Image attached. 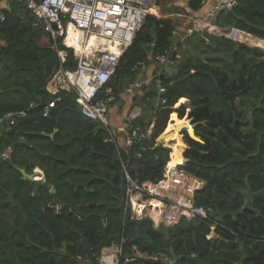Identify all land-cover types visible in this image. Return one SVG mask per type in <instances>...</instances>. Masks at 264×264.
<instances>
[{"label": "trees", "instance_id": "trees-1", "mask_svg": "<svg viewBox=\"0 0 264 264\" xmlns=\"http://www.w3.org/2000/svg\"><path fill=\"white\" fill-rule=\"evenodd\" d=\"M156 5L182 11L174 0H157ZM190 6L199 10L203 0H192ZM6 14L8 20L0 28V121L9 114L26 115L14 125L8 121L0 126V157L10 151L9 162L0 166V264H98L102 250L114 245L123 249L121 264H165V256L173 264H264V195L252 201L261 217L253 211L226 216L209 239V220L168 228L132 220L125 211L123 169L124 161L135 178L162 180L171 151L158 143L167 135L170 116L177 113L180 131L186 128L192 136L194 129L198 138L184 134V169L205 182L196 205L222 214L241 210L246 198L239 192L247 191L248 177L254 193L264 189L263 49L209 34L181 42L172 36L171 19L148 16L107 86L116 98L135 77L138 62L154 64L166 49L178 46L181 53L184 43L190 47L181 53L175 75L162 71L158 78L167 85L166 107L154 108L147 101L154 97L156 84L148 87L144 106L151 105L154 113L139 123L147 127L156 120L155 133L125 155L108 141L103 126L82 115L67 88L44 116L49 104L44 88L59 65L55 42L36 26L24 5L13 1ZM215 25L264 40V0H238ZM57 46L65 49L61 40ZM76 67L70 50L66 68ZM173 162L181 164L182 154ZM37 168L54 192L41 187L36 193L34 183L20 172L33 174ZM192 257L199 261L183 260Z\"/></svg>", "mask_w": 264, "mask_h": 264}, {"label": "built area", "instance_id": "built-area-1", "mask_svg": "<svg viewBox=\"0 0 264 264\" xmlns=\"http://www.w3.org/2000/svg\"><path fill=\"white\" fill-rule=\"evenodd\" d=\"M26 8L36 22L41 24L55 42L59 59V71L51 82L57 96L44 108V116L48 117L52 108L62 100L64 88L73 92L82 115L98 122L108 133V141L116 144L125 155L130 154L132 146L142 144L154 134L155 120L144 127L138 120L136 111L125 115L116 126L110 117V107L116 102L113 89L107 86L118 74L121 59L133 44L135 37L141 31L148 16L155 14L157 0H14ZM183 5H189L192 0H181ZM204 1V0H203ZM238 0H218L206 14L191 26L176 29L172 36L185 42L195 34L208 33L222 37L225 32L216 25H211L223 12L236 8ZM8 16L4 7H0V28L7 22ZM71 30L82 36V47L76 46L71 40ZM73 39V38H72ZM62 41L65 49L57 46ZM71 42V44L68 43ZM178 46H173L159 53L154 64L160 67L166 75H175L182 56ZM69 49L74 52L77 67L74 70L66 68L69 59ZM151 64L147 61L138 62L134 68V78L126 87L128 95L142 91L146 83L144 78ZM167 85L157 81L155 96L148 98L154 103V108H164L167 99L163 98ZM103 93V94H101ZM32 106V105H31ZM25 112L9 114L11 125L16 119L25 117ZM172 122V119H170ZM173 150L174 141L166 139L158 143ZM9 153L3 155L9 157ZM140 157V154H138ZM171 160L172 153L170 155ZM183 158V151H182ZM185 162V160H184ZM126 179L125 211L130 213L132 220H151L154 227H174L183 221L204 219L212 222L209 239L215 236L219 221L214 217L213 207L196 205V194L205 186V182L181 169L180 165L172 166L170 162L160 181H141L128 171L123 161ZM44 179V178H42ZM123 249L121 246L104 248L97 259L98 264H121ZM165 264H173L168 256L162 257ZM159 260V258H154ZM134 261V260H126Z\"/></svg>", "mask_w": 264, "mask_h": 264}, {"label": "crops", "instance_id": "crops-1", "mask_svg": "<svg viewBox=\"0 0 264 264\" xmlns=\"http://www.w3.org/2000/svg\"><path fill=\"white\" fill-rule=\"evenodd\" d=\"M13 1L14 0H11V2H13ZM217 1L218 0H204L203 1V7L201 9H199V10H194L191 6L189 7V5H183L181 0H174V5L176 6V8L182 10L180 13H174V12H172L170 10H167V9H169L168 5L160 6V7H162V9L157 6L156 7L157 11L154 8V13H156L155 16L158 17V18L171 19L174 22V24H175V30L176 29L180 30L184 26H187V25L191 26L197 20H201V19L205 18L206 14L209 12V10H211L212 6ZM11 2H8L7 0H0V7H4V9L7 12V11L10 10ZM160 13L163 14V17L158 16V15H160ZM34 22H35L36 26L40 27L45 33L48 34V32L45 30V28L41 24H39L35 20H34ZM211 25H215V22H211ZM42 42H44V44H45L46 43V38H43ZM160 71L161 70L158 69V66L156 64H151V67L148 70V72H147V74H146V76L144 78V81L146 83V87L152 86V84H154V85L156 84L155 85V89H156L157 81H158V78L160 76ZM47 91L50 94H54L55 93L56 90L52 86V83H48ZM134 98H135V94L134 95H128V94L122 95V100L125 101V102L124 103L123 102L122 103H114V105H112L110 107V117H111V120H112L113 124H115L116 126L120 125L123 117L126 114H128L129 110L131 109L130 107L137 104L136 100L134 101ZM143 104H144V101H142V106L141 107L138 106L136 108V111L139 110V109L141 111V109H142L143 119H147L148 120L150 112H148L147 109L144 112L145 106ZM18 119L19 120H23L24 118L19 117V118L16 119V121ZM177 127H178V125L175 126V128H177ZM179 154H181V149L178 150V149L173 148L172 157H175V156H177ZM35 171L39 173V179H40L41 176H42L41 178H44V173L42 172V170L37 168V169H35ZM43 180H45V179H43ZM52 190H51V192H52Z\"/></svg>", "mask_w": 264, "mask_h": 264}, {"label": "water", "instance_id": "water-1", "mask_svg": "<svg viewBox=\"0 0 264 264\" xmlns=\"http://www.w3.org/2000/svg\"><path fill=\"white\" fill-rule=\"evenodd\" d=\"M8 2H11V0H7ZM235 32H239V31H236ZM255 48H260L262 49L261 47H255ZM59 71V66H57V68L55 69L52 77L50 78L49 80V83L53 81L54 77L56 76V74L58 73ZM44 91L46 92V94L49 96V102H51L53 99H55L57 96L56 95H53V94H50L48 91H47V87L44 88ZM67 94V92L63 91L61 94H59L58 96H65ZM46 107V105L44 106V108ZM10 120L9 117L5 118L4 120H1L0 121V126L2 123L4 122H8ZM183 132H187L189 134V131L186 129V128H183L180 133H183ZM193 132H194V135L191 136V134H189L190 137H192L193 139H196L198 140L196 134H195V131L193 129ZM9 162V159L8 158H3V157H0V166L4 163H7ZM20 172L22 173V175L24 176L25 179L29 180V181H32L36 187V193L38 191L39 188L41 187H44L46 189H51L50 186H48L45 182V180L43 179H39V173L38 172H34L33 174H29L27 173V171L25 169H20ZM246 187H247V191L246 192H239L241 193L245 198H246V203L245 205L241 208V210H239L238 212L236 213H229V214H222L219 210H216L215 212V215L214 216H217L219 218V221L222 222L224 220V218L226 216H231L233 218H236L238 215L242 214L243 212L245 211H253L257 214V216L261 217V213L257 210H254L252 208V201L254 198L256 197H260V196H263L264 195V189L260 192H257V193H254L251 188H250V184H249V177L246 179ZM52 190V189H51ZM52 192H54L52 190ZM79 237L81 238V240L83 241L84 244L87 245V242L85 241V239L83 238V236L79 235ZM183 260H191V261H199V257H192V258H183Z\"/></svg>", "mask_w": 264, "mask_h": 264}, {"label": "rangeland", "instance_id": "rangeland-1", "mask_svg": "<svg viewBox=\"0 0 264 264\" xmlns=\"http://www.w3.org/2000/svg\"><path fill=\"white\" fill-rule=\"evenodd\" d=\"M158 7H160V6H158ZM161 9H162V7H160ZM156 11H157V9H156ZM155 11V12H156ZM154 14H156V13H154ZM158 16H161V17H163V14H161L160 13V15H158ZM240 34H242V33H239V35L238 36H236V35H234L235 36V38L234 37H232V36H230L229 34H226L228 37H229V39H231L232 41H234L235 43H237V44H245V45H247V46H250V47H256V46H253L252 44H249V43H246V42H243L242 41V39L239 37L240 36ZM244 34V33H243ZM190 47V45L188 44V43H184L183 44V49L181 50V53L183 54V56H184V52H185V50L186 49H188ZM262 49H264V48H262ZM126 87H127V84H125L124 86H123V91H122V93H120L119 94V96H117V98H116V102L115 103H124L125 101H123L122 100V95H125V94H127L126 93ZM147 89H148V87H146L145 86V88L142 90V91H139V92H136L137 93V95L135 96V98H134V101L136 100V105H134V106H131L130 108V110H129V114L131 113V112H133V111H136V108L139 106V107H141L142 106V101L144 100L143 99V97H144V94L146 93V91H147ZM115 94V93H114ZM149 104V103H148ZM150 104H152V102H150ZM144 105V104H143ZM145 106L146 107H151V105H146L145 104ZM137 113H139V115H140V118H143V115H142V109H141V111H140V109L139 110H137L136 111ZM149 116H150V114H149ZM177 116H178V114H177ZM139 118V119H140ZM178 118H179V116H178ZM179 121H181L180 119H178ZM184 120V119H183ZM171 120H169V124L168 125H171L172 124V122H170ZM185 121V120H184ZM138 123H139V120H138ZM179 130H180V128H179ZM166 132H167V134L170 132V127L168 126V128H167V130H166ZM154 133H155V131H154ZM181 136L183 135V133L182 134H180ZM152 137H153V135H152ZM152 137L150 138V139H148L149 141L152 139ZM180 137L179 136H177L176 137V139H179ZM148 140H146V141H148ZM180 141V145H176L177 147L175 148V149H181V153H182V151H183V157H185V153H186V150L188 149V146H187V144H186V142H185V140H184V138H183V140H179ZM187 146V147H186ZM133 147V146H132ZM187 161V160H186ZM182 163H184V164H186L185 162H184V160H182ZM42 177V176H41Z\"/></svg>", "mask_w": 264, "mask_h": 264}, {"label": "bare ground", "instance_id": "bare-ground-1", "mask_svg": "<svg viewBox=\"0 0 264 264\" xmlns=\"http://www.w3.org/2000/svg\"><path fill=\"white\" fill-rule=\"evenodd\" d=\"M152 12L154 13V8H153ZM238 35H239V33L236 34V36H238ZM239 37L242 39L243 42L252 44L253 46L264 48V41L263 40L254 38V37H252L250 35L243 34V33L240 34ZM70 38H71V40H74L76 46H78L79 48L82 47V44H81L82 43V36L80 34L74 33L71 30V37ZM68 43L71 44L70 41H68ZM178 119L179 118H178L177 115H173V117H172L173 125L169 126L170 127V132L166 135L167 136L166 137V140H167L166 142L167 143L171 142V141L175 142V145L173 146V148H176L177 147L176 145H180V141L179 140H182V136L180 135V130H179V128H181V121H179ZM177 122H178V127L175 128ZM176 136H179L180 138L176 139ZM172 158H174V157H172ZM170 164L172 166L179 165V164H174L173 159L171 160Z\"/></svg>", "mask_w": 264, "mask_h": 264}, {"label": "clouds", "instance_id": "clouds-1", "mask_svg": "<svg viewBox=\"0 0 264 264\" xmlns=\"http://www.w3.org/2000/svg\"><path fill=\"white\" fill-rule=\"evenodd\" d=\"M215 22V21H214ZM219 28V27H218ZM220 29V28H219ZM222 30V29H221ZM235 30L236 29H233V30H231V31H227V30H222L223 32H225L226 34H229L230 36H232V37H234V35H236L237 34V32H235ZM236 31H239V30H236ZM238 33H244V32H241V31H239ZM205 34H208V33H204L203 35H205ZM244 34H246V33H244ZM202 35V34H201ZM248 35V34H247ZM210 36H212V35H210ZM251 36V35H250ZM213 37H216V36H213ZM222 37H226V38H228L229 39V37L228 36H222ZM235 38V37H234ZM231 40V39H230ZM264 41V40H263ZM257 47V46H256ZM54 49L56 50V48H55V45H54ZM70 50H72V49H69V51ZM264 50V49H263ZM57 51V50H56ZM73 51V50H72ZM73 54H74V52H73ZM58 56V55H57ZM59 60V59H58ZM58 66H60V64L58 65ZM55 78V77H54ZM54 80V79H53ZM51 83V82H50ZM64 91V90H63ZM62 91V92H63ZM66 92V91H65ZM53 95H55V94H53ZM137 94H135V96H136ZM155 96V95H154ZM147 102V101H146ZM148 103V102H147ZM181 105L180 104H178L176 107H175V109H178L179 107H180ZM149 110H148V112H150V115L152 114V113H154L152 110H150V107H147ZM129 114V113H128ZM128 114H126V115H128ZM173 115H177V113H174V114H172L171 116H170V119H172V117H173ZM185 121H186V119H184ZM10 121V120H9ZM155 123H156V120H155ZM168 124H169V122H168ZM171 125H173V123L171 124ZM168 126H170V125H168ZM155 130H156V124H155ZM154 130V131H155ZM180 134H182V133H180ZM184 134H185V132H183V135H182V140H183V138H184ZM154 135V134H153ZM166 135H165V138L164 139H166ZM163 139V140H164ZM167 141V140H166ZM162 146V145H161ZM164 147V146H163ZM187 147V146H186ZM164 148H166V149H169L170 151H171V153H173V150L172 149H170V148H167V147H164ZM171 153L169 154V158H170V155H171ZM3 157V156H2ZM4 158V157H3ZM8 159H9V157H8ZM182 160H185V163L187 162L186 161V159H185V157H183L182 158ZM169 162H171V158L169 159ZM169 162H167V164L169 163ZM167 164H166V166H167ZM186 164H181L180 165V168L181 169H184V166H185ZM166 166H165V168H166ZM185 170V169H184ZM35 172V171H34ZM164 173H165V170H164ZM164 176V175H163ZM40 179H42L41 177H40ZM215 212H216V209H215ZM215 215V214H214ZM214 217H216L217 219H218V221H219V218L217 217V216H214ZM220 222V221H219ZM154 225V224H153Z\"/></svg>", "mask_w": 264, "mask_h": 264}]
</instances>
